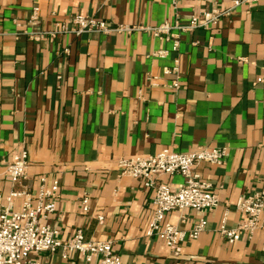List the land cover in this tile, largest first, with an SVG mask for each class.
<instances>
[{"label": "crops", "instance_id": "1", "mask_svg": "<svg viewBox=\"0 0 264 264\" xmlns=\"http://www.w3.org/2000/svg\"><path fill=\"white\" fill-rule=\"evenodd\" d=\"M0 0V161L29 153L28 178L15 189L36 191L40 178L59 183L56 211L46 222L62 239L82 229L88 240H111L123 264H174L164 243L145 235L153 190L120 177V158L165 149L226 148L220 167L198 171L220 198L206 231L182 246L183 264H264V231L229 245L217 231L242 219L234 206L243 194L264 191V0L239 7L216 25L182 35L179 50L147 27L179 20L234 0ZM34 7L38 18L31 20ZM84 15L131 33L44 36L72 16ZM167 50L166 57L153 53ZM179 61L182 87L165 75ZM149 77H159L153 86ZM262 78L263 82L257 83ZM180 175L160 182L179 184ZM11 184L0 181V191ZM89 197V212L81 211ZM19 208L16 201L15 209ZM104 217L103 224L97 216ZM167 220L190 230L199 215ZM44 264H88L79 255L33 254ZM91 264H99L96 258Z\"/></svg>", "mask_w": 264, "mask_h": 264}, {"label": "built area", "instance_id": "2", "mask_svg": "<svg viewBox=\"0 0 264 264\" xmlns=\"http://www.w3.org/2000/svg\"><path fill=\"white\" fill-rule=\"evenodd\" d=\"M179 0H173L176 8ZM261 0H234L232 6L221 10L213 8L194 14L181 23H163L156 27H147L154 37L172 43V50H179L182 35L192 33L198 29H207L216 25L223 17L239 7L252 9ZM39 8L34 7L31 20L38 18ZM139 28L127 25L111 26L103 20L84 15H75L55 26L52 31L34 36L41 39L44 36L73 35L79 37L85 33H99L103 35L131 33ZM167 50L153 53L154 57H166ZM165 75H174L170 86L174 90L182 87L179 61L176 60L172 68L164 69ZM151 85H159V77H149ZM263 82L262 78L257 83ZM228 156L226 148L199 147L195 151L177 152L165 149L152 156L135 158H120L117 163L120 177H131L141 180L146 189L153 190V215L145 235L149 238L158 237L168 249L174 264L181 261L182 246L191 240H197L207 228V215L213 213L220 206V198L213 185L198 171L201 164L220 167ZM29 153L23 148L11 161H0V181L6 180L11 184L7 192L0 191V264H44L31 256L33 254L58 253L67 260L73 255L81 256L86 263L91 264L96 258L99 264H123L120 257L114 253L111 240H88L82 229L76 230L68 239H62L57 229L46 222L56 211L59 197V183L53 181L47 185L45 178H40L36 191L18 190L15 186L28 178ZM180 175L183 179L179 184L160 182L163 176ZM16 201L19 208L15 209ZM83 214L89 212V197L81 201ZM230 205L225 204L223 219L217 231L226 239L229 245L235 244L243 237L251 240L258 231H264V191L241 195L235 210L242 216L238 224L230 228L226 221ZM194 211L199 215L190 230H183L167 220L168 215L178 213L181 222L183 214ZM100 224L104 217L97 216Z\"/></svg>", "mask_w": 264, "mask_h": 264}]
</instances>
